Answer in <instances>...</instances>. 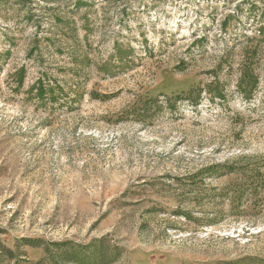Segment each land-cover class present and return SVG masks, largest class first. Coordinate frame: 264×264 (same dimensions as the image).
<instances>
[{
  "label": "rangeland",
  "instance_id": "374dc122",
  "mask_svg": "<svg viewBox=\"0 0 264 264\" xmlns=\"http://www.w3.org/2000/svg\"><path fill=\"white\" fill-rule=\"evenodd\" d=\"M261 28L264 0H0V264H264Z\"/></svg>",
  "mask_w": 264,
  "mask_h": 264
},
{
  "label": "trees",
  "instance_id": "16d2710c",
  "mask_svg": "<svg viewBox=\"0 0 264 264\" xmlns=\"http://www.w3.org/2000/svg\"><path fill=\"white\" fill-rule=\"evenodd\" d=\"M260 34L261 36L264 35L263 33V29H260ZM257 38V39H256ZM253 41H258V37H254L252 38ZM259 50L258 45H256V47H253L250 52L248 53H252V54H256ZM248 81H246V78L243 77L240 79L239 82V87L242 90H246L248 88H251L255 85V82H250L246 83ZM20 85L22 84V81H20L19 83ZM250 84V85H249ZM30 244H33L32 246H35L36 243H39L41 241H29ZM56 246L61 248L62 253H60L58 256L57 254H52L51 251L49 250V248L44 247V252L46 254V256L44 258H42L41 260H39V262H37L36 264H100V262H102L105 259V255L103 253L102 250H98V252H92V245H86L84 246L83 249L86 250L85 253H66L65 251V247L67 245H69L68 243H60V244H55ZM38 246V245H37ZM101 246V245H100ZM95 256V257H94ZM98 256V257H97ZM238 262H228L225 264H237ZM165 264H169V263H165Z\"/></svg>",
  "mask_w": 264,
  "mask_h": 264
}]
</instances>
